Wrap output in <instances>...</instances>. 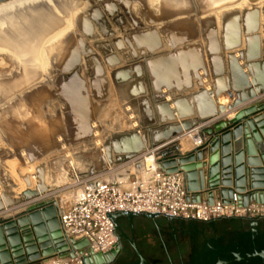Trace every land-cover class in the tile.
<instances>
[{
	"label": "bare ground",
	"instance_id": "6f19581e",
	"mask_svg": "<svg viewBox=\"0 0 264 264\" xmlns=\"http://www.w3.org/2000/svg\"><path fill=\"white\" fill-rule=\"evenodd\" d=\"M0 55L11 59L20 71V76L9 81L0 77V136L11 148L5 153L19 159L32 153L53 157L61 152L70 157L76 148L92 172H112L118 165L125 168L112 174L114 180H127L131 172L144 177V168L153 159L146 151L171 133L205 125L220 110L264 95V0L1 1ZM208 61L216 74L214 92L208 86L198 89L193 98L196 103L179 101L180 113L166 112L164 99L158 101L156 114L143 105L139 111L144 131L105 139L97 121L100 108L94 107L84 91L86 74L107 72L106 62L113 66L117 83H128L130 94L136 96L146 88L137 80L130 84V72L137 77L145 72L167 88L194 89L200 72L207 73ZM91 86L96 91L102 88L98 81ZM26 87L30 92L18 97L16 91ZM52 100L65 107V117L44 113L42 108ZM135 102L143 104L139 99ZM26 147L31 148L27 154ZM69 166L75 170L72 162ZM14 167L13 161L7 163L22 199L45 193V168H38L40 183L34 190L21 184L24 179L30 186L27 175L34 168L14 171ZM5 177L0 211L18 199ZM51 202L54 209H60L55 199Z\"/></svg>",
	"mask_w": 264,
	"mask_h": 264
},
{
	"label": "built area",
	"instance_id": "2783aa9c",
	"mask_svg": "<svg viewBox=\"0 0 264 264\" xmlns=\"http://www.w3.org/2000/svg\"><path fill=\"white\" fill-rule=\"evenodd\" d=\"M238 107L226 109L205 125L199 124L183 131L164 142L159 149L146 151L153 159L145 166L144 177L132 175L123 181L84 183L80 199L59 210L55 209L56 231L59 236L56 243H50L52 247L60 245L62 250L54 251L47 259L28 264H84L86 259H92L96 255L106 259L116 246V221L113 217L119 213L201 223L217 219L254 220L264 217V203L250 202L246 206H240L236 195L225 203L213 191L212 204H208L206 174L203 178L204 192L199 201H196V194L186 189L185 173L179 169L178 164L175 166L176 172L168 173L163 168L162 157L159 155L162 150L175 146L180 155L203 150L208 137H201L202 130L211 127L217 123L215 119L235 111ZM181 142L185 147L181 146ZM175 153L176 151L172 154ZM81 243L85 245L79 246Z\"/></svg>",
	"mask_w": 264,
	"mask_h": 264
},
{
	"label": "water",
	"instance_id": "95a60500",
	"mask_svg": "<svg viewBox=\"0 0 264 264\" xmlns=\"http://www.w3.org/2000/svg\"><path fill=\"white\" fill-rule=\"evenodd\" d=\"M240 105L228 106L226 109ZM226 109L220 110L218 114ZM195 126L180 132L177 129L149 150L159 149L164 142ZM200 135L202 138L208 137L203 150L184 155L177 153L176 146L168 152L162 150L159 155L162 157L163 168L173 173L178 164L179 169L185 173L186 189L196 194V201L204 192L203 178L206 174L208 204H212L213 191L225 203L233 195H236L240 206L250 202L264 203V99L256 106L235 113L229 122L223 120L203 129ZM174 151L176 153L172 154ZM53 204L51 201L36 203L26 207L22 213L0 219V264L35 263L49 258L54 251L62 250L60 245L52 247L50 243H56L59 236L55 221L57 211ZM134 217L138 216L119 213L113 218L116 221L118 218L131 220ZM140 217L154 219L147 215ZM84 245L81 243L79 246ZM104 260L102 256L96 255L86 259L84 264H103Z\"/></svg>",
	"mask_w": 264,
	"mask_h": 264
},
{
	"label": "rangeland",
	"instance_id": "374dc122",
	"mask_svg": "<svg viewBox=\"0 0 264 264\" xmlns=\"http://www.w3.org/2000/svg\"><path fill=\"white\" fill-rule=\"evenodd\" d=\"M105 65L108 67L107 72H103L102 74L96 76H93L92 74L91 75L86 74L85 79H83L85 93L90 98L94 107L100 108V112H99L100 114L98 116L97 121L102 125L103 130H105L104 131L105 139H108L111 136L115 137V136L131 134L137 131H144L145 120L143 114L140 113L139 111V109L143 110V105L145 109L148 110V112L153 111L156 114L160 108L159 104H157L158 101L164 99L166 101V110H165L166 112L180 113L178 110L179 101L184 99H190V100L192 99L193 103H196L194 102L193 98L196 95V91L198 89L204 90L205 89L204 86H208L209 89L211 88L213 92L215 91L214 87H215L216 74L211 70V68L213 67L211 61H208L205 65V68L208 70L207 73L200 72L201 75L198 76L200 83L198 79L195 80L194 89L192 88L188 89L185 87L179 89L175 87L167 88L166 86L157 84L156 81H154V78L149 76L145 72H141L139 74V77L136 76L135 72H130L129 77H131V79L129 80V83L132 84L137 80L139 83L144 84L146 88V89H142V92L136 96H132L130 94L128 83L124 82L121 85L117 83V81L115 80L112 74L113 66L106 62ZM18 76H20V71L18 70L17 72V69H15V65L13 64V61L7 57L0 55V77L5 81H9L10 79L12 80L13 77L16 78ZM97 81L101 84L102 87L101 89L98 88V91H96L97 89L94 90L93 87L91 86L92 82H97ZM30 89H31L30 87L29 88L26 87L25 89L19 92L16 91V94L18 97L21 96V94L23 96L24 92L25 93H27L28 91L30 92ZM213 92H211V94H214ZM96 94L97 96H95ZM138 99L141 100L143 104L136 103L135 101ZM45 106L46 107H43L42 109H44V113H46L47 115L52 117H57L60 114L62 117H65V111H64L65 107L61 103L52 100L49 101ZM126 109L127 110L130 109V110L126 111ZM130 114L132 115L131 119L129 117ZM135 123L137 124L136 128L133 127V124ZM1 138L2 137L0 136V168H1L0 190L3 192V189L5 188V184L3 183L2 176L4 177L6 176L5 178L6 179L9 178L7 180H9V182L13 184L12 185L13 188L11 190L14 195L13 197L18 198L17 203L15 204L16 213H22L26 209L25 206L28 207L29 205H33L40 202L51 201L54 199L58 203H60L62 207H66L70 202L76 200L77 195L79 196L80 194H82L83 192L82 186L84 183H91L94 181H98L99 179L101 181H122L120 179L114 180V175L112 174L113 173L115 174L117 171L125 168L124 166H122V168L120 166L121 169L119 168L118 165L113 166L114 170L112 169V172L111 171L108 172L106 170H94L92 172L90 170L91 168L90 164L84 163L80 159V153H79L80 151L76 150V148L72 149L70 157H65V153H61V152L57 153L53 157H48L49 154L43 155L41 157V156H36L35 154L33 155L32 153L30 154L31 157L34 159L32 160L30 155L27 154L28 151L31 150V148L26 147L23 150L24 153L27 154L28 156L24 155L25 157H22L23 159H19L18 156H16L17 158H13L12 154L5 153V151L7 152V149L8 151H11V148ZM155 145L158 144H153L150 146H155ZM1 151H3L4 153L2 154ZM31 152H33V150ZM12 161L14 162V166H15L14 171H16V167L26 168L28 166H32L34 168L33 174L27 175L28 179H30L29 180L30 186L26 185L24 179H21L22 182L21 184L25 189L28 187L34 190L37 189L36 185L37 183H40V178H38V168L40 167L45 168L46 170L45 176L48 180L46 181L47 189L45 193L40 195L39 198H37L38 197L37 196L36 197L37 199H33L30 201H28V199H22V197H20L19 195L20 192L18 191L19 186L18 185L15 186L16 181H13L14 179L12 177L13 175H11V173L7 168V163ZM70 162L73 163L75 170L71 169V167L69 166ZM133 174L135 173L132 172L129 173L128 178ZM94 177L96 178V180H93ZM16 192H18L19 194ZM11 207L7 208V210H9ZM7 210L6 208L5 210L4 209L1 210L0 214L6 212ZM0 217H3V215H1ZM123 220L124 218H118L119 223H122ZM135 222L140 227L145 228V230L154 229L153 228L154 224L143 218H135ZM156 223H157L156 226H158L159 228H164L166 225L165 222L161 219L158 220ZM235 226H239V224L236 223Z\"/></svg>",
	"mask_w": 264,
	"mask_h": 264
},
{
	"label": "flooded vegetation",
	"instance_id": "af4514ba",
	"mask_svg": "<svg viewBox=\"0 0 264 264\" xmlns=\"http://www.w3.org/2000/svg\"><path fill=\"white\" fill-rule=\"evenodd\" d=\"M135 218L143 217L116 220V246L103 264H264V217L206 223L143 218L152 230ZM160 219L164 228L156 226Z\"/></svg>",
	"mask_w": 264,
	"mask_h": 264
},
{
	"label": "crops",
	"instance_id": "0c3cea01",
	"mask_svg": "<svg viewBox=\"0 0 264 264\" xmlns=\"http://www.w3.org/2000/svg\"><path fill=\"white\" fill-rule=\"evenodd\" d=\"M263 98H264V95H260V94H257L256 96H255V98H254V100H251L250 102H248V103H246V104H243L242 106H240V107H238L235 111H231L230 113L228 112V114H226V115H224L223 117H219V118H217V119H215V121H228V120H230L232 117H234V115H235V112H237V111H242V110H244V109H247V108H249V107H252V106H256L259 102H261L262 100H263ZM214 119V118H213ZM212 121V120H211ZM208 123V122H207ZM206 123V124H207ZM31 203V202H30ZM29 203V204H30ZM60 204V203H59ZM21 207V206H20ZM23 207H24V205H23ZM22 207V208H23ZM25 207H27V206H25ZM59 207L61 208L62 207V205L60 204L59 205ZM12 213H16V206H14V207H11L9 210H7L6 212H3V213H1L0 214V216L1 215H3V217H0V219H5V218H8V217H10L11 215H12ZM138 217H140V216H138ZM118 220V219H117Z\"/></svg>",
	"mask_w": 264,
	"mask_h": 264
}]
</instances>
